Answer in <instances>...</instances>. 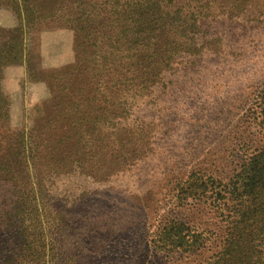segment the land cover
<instances>
[{
  "label": "rangeland",
  "instance_id": "rangeland-1",
  "mask_svg": "<svg viewBox=\"0 0 264 264\" xmlns=\"http://www.w3.org/2000/svg\"><path fill=\"white\" fill-rule=\"evenodd\" d=\"M134 19L162 20L145 82L105 55ZM0 44V264H264V0H0ZM166 214L202 245L152 248Z\"/></svg>",
  "mask_w": 264,
  "mask_h": 264
},
{
  "label": "trees",
  "instance_id": "trees-1",
  "mask_svg": "<svg viewBox=\"0 0 264 264\" xmlns=\"http://www.w3.org/2000/svg\"><path fill=\"white\" fill-rule=\"evenodd\" d=\"M135 14L143 15L145 14V11L139 9L132 13V15ZM133 24L137 25L138 28L133 31L130 35H127L123 30L121 32L117 31L114 36L110 37V42L108 44L111 45L112 48H110V50L105 55L111 57V61L115 68H121L126 70V67L131 66L133 67L132 75L137 74V72H139L140 74L145 73L146 76L142 80V82H145L147 81V78L151 76V72L149 71V69L150 63L153 59L152 57L156 56L154 54H148L145 51L154 46L160 48L159 39L162 34L158 33V29L162 25V20L152 19L150 21H147L146 25L144 26V24L139 19H134ZM144 27L148 30L145 35L142 34V30L144 29ZM7 59L8 57L6 50H4L0 44V64L6 61ZM127 78L128 77L124 76L122 72H120L119 76H115L114 80L116 82L119 80L121 83H124ZM260 91L261 92L259 95V100H257L256 102L258 107V115L260 116L261 121L264 122V87ZM21 138L25 142L26 146L22 145V148L19 151V155H22V172L25 174L24 179H27L29 177V170L31 168L30 163H32L31 161H33L32 148L30 145H27L28 142L23 139V136ZM259 164H262L260 166H263L264 161L259 162ZM5 176L8 180H11L12 178L9 171H7ZM22 187L23 196L31 191L25 190L24 185ZM243 191L245 190L243 189ZM38 192L41 195V191L38 190ZM229 195L230 198L232 197V200L235 203H239L242 202V197L244 193L241 191V188L238 187L233 192H230ZM252 200H254L253 196ZM30 206L31 205L29 203L27 207ZM252 211H255L254 204L253 206H245L244 210L238 214V216L240 217V223L245 224L244 218ZM95 218L96 217L90 218L87 215H84V221L88 222V225L86 228L81 229V231H78L80 232L79 235L82 236V241L85 240L86 247L83 251L85 255L89 258H93L96 255H99L100 252H102L98 250V241L100 240V236L98 232H96V230L92 226H90V224L92 225L95 222ZM160 222H163L165 226L161 227L160 229L153 230L149 239L150 246H152V248L156 249L159 252L160 250L169 251L173 248H181L185 251H192L196 248H199V246H201L205 240L203 231L199 230L195 226H191L190 224L183 222L180 218L178 220L177 217L173 216L172 214H166L162 216L160 218ZM242 231L243 230H234L232 232L234 233L233 238L230 239L229 242L238 243L239 240L242 238ZM71 232L73 233V235L77 234V231L73 229ZM227 248L228 245H226L225 249ZM228 254V250L226 252H222L220 255V261L217 264L225 263L227 261L226 257ZM74 255L73 259L71 258L69 260V264H76L74 260ZM93 261L94 260L90 261L88 264H94ZM55 264L59 263L56 262Z\"/></svg>",
  "mask_w": 264,
  "mask_h": 264
}]
</instances>
